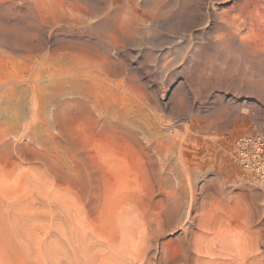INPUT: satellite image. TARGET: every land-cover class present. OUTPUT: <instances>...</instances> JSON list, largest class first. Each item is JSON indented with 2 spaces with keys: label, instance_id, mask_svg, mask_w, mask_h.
Returning <instances> with one entry per match:
<instances>
[{
  "label": "rangeland",
  "instance_id": "1",
  "mask_svg": "<svg viewBox=\"0 0 264 264\" xmlns=\"http://www.w3.org/2000/svg\"><path fill=\"white\" fill-rule=\"evenodd\" d=\"M244 133L264 0H0V264H264Z\"/></svg>",
  "mask_w": 264,
  "mask_h": 264
},
{
  "label": "built area",
  "instance_id": "2",
  "mask_svg": "<svg viewBox=\"0 0 264 264\" xmlns=\"http://www.w3.org/2000/svg\"><path fill=\"white\" fill-rule=\"evenodd\" d=\"M230 157L240 168L264 182V135L244 133L232 142Z\"/></svg>",
  "mask_w": 264,
  "mask_h": 264
},
{
  "label": "bare ground",
  "instance_id": "3",
  "mask_svg": "<svg viewBox=\"0 0 264 264\" xmlns=\"http://www.w3.org/2000/svg\"><path fill=\"white\" fill-rule=\"evenodd\" d=\"M125 15V14H124ZM41 20V18H39ZM121 19V18H120ZM116 20V21H113L112 25H105L103 28H102V31H103V34L106 36V37H112V38H117L119 37L121 34L125 35V31H128L130 30L131 28V21L128 20ZM135 20V19H134ZM134 27V26H133ZM133 29V28H132ZM229 30V29H228ZM232 30V28H231ZM238 32V31H237ZM240 33V32H239ZM122 35V36H123ZM126 35H127V32H126ZM115 41V40H114ZM118 41V40H117ZM99 46V44H98ZM91 47V46H90ZM96 47V46H94ZM102 47V46H101ZM105 50V49H104ZM257 50V49H256ZM86 54V53H85ZM101 54V53H100ZM86 57V56H85ZM87 58V57H86ZM89 59V58H88ZM91 60V59H90ZM93 60V58H92ZM106 65V64H105ZM100 66V65H99ZM103 68V67H102ZM104 69V68H103ZM107 69V67H106ZM88 72V71H87ZM234 140V139H233ZM232 146V144H231ZM230 151H231V148H230ZM242 169V168H241ZM244 170V169H242ZM246 171V170H244ZM247 172V171H246ZM249 173V172H248Z\"/></svg>",
  "mask_w": 264,
  "mask_h": 264
}]
</instances>
